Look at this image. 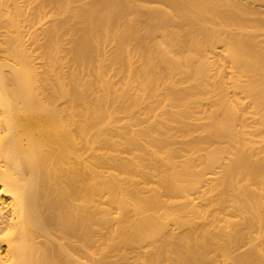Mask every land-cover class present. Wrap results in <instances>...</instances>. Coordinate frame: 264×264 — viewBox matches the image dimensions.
<instances>
[{"label": "bare ground", "instance_id": "obj_1", "mask_svg": "<svg viewBox=\"0 0 264 264\" xmlns=\"http://www.w3.org/2000/svg\"><path fill=\"white\" fill-rule=\"evenodd\" d=\"M0 264H264V0H0Z\"/></svg>", "mask_w": 264, "mask_h": 264}, {"label": "rangeland", "instance_id": "obj_2", "mask_svg": "<svg viewBox=\"0 0 264 264\" xmlns=\"http://www.w3.org/2000/svg\"><path fill=\"white\" fill-rule=\"evenodd\" d=\"M108 47H109V48H112L111 45H109ZM168 103H169V102H168ZM168 103H167V105H168ZM167 105H166V107L169 106L168 108H170V105H168V106H167ZM124 121H125V119L123 120V122H124ZM136 127H138V126H136Z\"/></svg>", "mask_w": 264, "mask_h": 264}]
</instances>
